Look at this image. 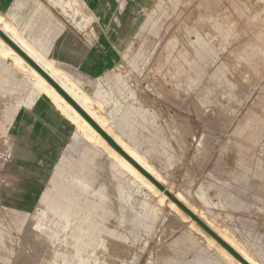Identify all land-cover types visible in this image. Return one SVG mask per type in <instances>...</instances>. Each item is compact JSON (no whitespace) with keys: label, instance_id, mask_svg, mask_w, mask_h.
<instances>
[{"label":"rangeland","instance_id":"obj_1","mask_svg":"<svg viewBox=\"0 0 264 264\" xmlns=\"http://www.w3.org/2000/svg\"><path fill=\"white\" fill-rule=\"evenodd\" d=\"M48 1L67 22L80 23L83 46L95 42L96 78L160 101L180 155L162 173L172 195L195 200L187 189L200 185L202 163L191 156L202 147L251 151L264 169V0H237L245 8L232 19L211 18L198 0H75L74 15ZM185 70L188 85L180 78ZM32 82L0 57V264H228L167 198L53 112L45 92L25 109ZM80 177L85 189H67L71 180L83 186ZM93 191L106 196L105 213L92 204ZM187 227L193 235L177 252L170 237ZM258 251L250 252L263 261L264 246Z\"/></svg>","mask_w":264,"mask_h":264},{"label":"crops","instance_id":"obj_2","mask_svg":"<svg viewBox=\"0 0 264 264\" xmlns=\"http://www.w3.org/2000/svg\"><path fill=\"white\" fill-rule=\"evenodd\" d=\"M198 1L200 9L213 19L226 16L232 19L233 15H238L239 8L241 11L245 8L237 0ZM57 3L65 15L70 11L73 15L79 12L75 0H59ZM0 14L14 27L30 51L40 58L42 64L50 65L60 73H65L77 93L80 94L83 90L90 96L92 108L105 118L113 131L145 156L161 174L170 173L173 160L180 158V155L176 154L177 150L173 147L176 135L171 125L166 124V114L165 111L163 113L161 111L160 101L141 96L137 92V87L133 89L123 81L118 83L104 77L96 78L95 42L92 45L89 41L88 45L83 46L80 32L76 28L80 23L67 22L61 12L48 0H0ZM126 29H122L117 40L125 41L122 33L126 32ZM201 48L204 49V46L201 45ZM12 63L15 65L14 62ZM181 73L184 75L180 78L188 85L189 73L187 70ZM216 74L219 77L221 71ZM29 75L33 78L31 91H35L37 89L34 85V77L30 73ZM168 78L171 79L170 76ZM37 92L39 93L37 97L45 96L41 90ZM37 97L32 98L29 106L23 105L24 108L29 110L33 107ZM45 97L49 98V96ZM50 100L51 109L56 112ZM26 133L25 129L19 130L20 137H27ZM35 134L39 136L41 129ZM199 138L202 143H208V136L202 134ZM215 139L220 140L221 143L225 141L224 135L216 136ZM56 151L59 153L60 150ZM191 158L198 164L202 163L200 185L197 188L187 189L192 192V196H195L193 200L195 205L225 228L242 247L259 255L258 250H262L264 246L262 160H253L256 157L251 151H232L224 147L210 150L209 146L202 147L198 152H192ZM80 180L82 181L79 183L83 186L74 184L75 182L71 180V186L67 189L73 190L74 187L79 190L85 189L86 182L82 178ZM56 190L61 191L58 188ZM93 192L98 196L96 197L98 200L93 203L91 200L88 204L92 203L95 208H102L105 213L106 196L97 191ZM191 235L193 232L188 227L177 230L170 237V247L177 249V252L182 250L183 244H187ZM260 262L264 264V260Z\"/></svg>","mask_w":264,"mask_h":264},{"label":"bare ground","instance_id":"obj_3","mask_svg":"<svg viewBox=\"0 0 264 264\" xmlns=\"http://www.w3.org/2000/svg\"><path fill=\"white\" fill-rule=\"evenodd\" d=\"M0 29L8 35L14 42H16L26 53H28L42 68H44L50 76L144 169H146L152 176H154L160 183H162L170 192L171 186L167 185L162 174L136 149L124 141L117 132L113 131L106 123L103 116L99 115L91 106L90 96L82 90V93H77L71 85V80L65 73H60L58 70L52 68L50 65H44L40 62V58L33 54L26 46L24 40L16 33L14 27L0 14ZM26 41V40H25ZM0 57L8 58L15 63L19 68L28 71L34 77V85L37 90L33 91L34 95L26 98L25 104L29 106L32 98L37 97V91L45 92L54 107L59 109L68 119H70L76 128L79 130V136L83 137L87 142L99 145L102 149L112 157L118 165L128 174L140 181L142 184L148 186L150 191L157 195L161 201L167 197L156 188L144 175H142L132 164H130L122 155H120L114 148H112L106 140L69 104L34 68H32L20 55H18L1 37H0ZM64 70V69H63ZM22 72V71H21ZM27 72V73H28ZM28 73V74H29ZM62 77H61V76ZM125 78V77H124ZM7 107V106H6ZM52 107V106H51ZM8 109V108H7ZM12 110V108H11ZM7 112V111H6ZM8 113V112H7ZM77 133V132H76ZM78 136V133L75 135ZM59 197L58 193H55ZM175 197L182 201L188 208L198 215L210 228H212L220 237L227 241L242 257H244L251 264H263L257 260L248 250L241 246V244L222 226L208 217L203 209L197 206L189 199V197L180 192H175ZM168 203L172 210H174L183 220L189 221L188 224L199 232L204 237L209 247L214 248L228 264H242L234 256H232L223 246H221L212 236H210L203 228H201L193 219H191L184 211H182L169 198ZM52 214V213H51ZM62 214L61 216H63Z\"/></svg>","mask_w":264,"mask_h":264},{"label":"water","instance_id":"obj_4","mask_svg":"<svg viewBox=\"0 0 264 264\" xmlns=\"http://www.w3.org/2000/svg\"><path fill=\"white\" fill-rule=\"evenodd\" d=\"M0 37L32 68H34L74 109L106 140V142L132 164L142 175H144L156 188L174 202L182 211L193 219L201 228L212 236L221 246H223L234 258L242 264H251L242 257L227 241L220 237L210 228L198 215L188 208L182 201L172 195V193L144 169L134 158H132L51 76L42 68L28 53H26L16 42L0 29Z\"/></svg>","mask_w":264,"mask_h":264}]
</instances>
